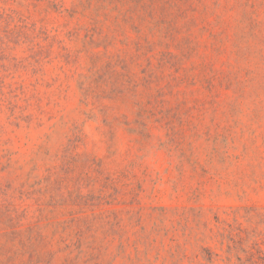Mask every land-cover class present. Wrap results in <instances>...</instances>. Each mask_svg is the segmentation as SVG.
<instances>
[{"label": "rangeland", "instance_id": "1", "mask_svg": "<svg viewBox=\"0 0 264 264\" xmlns=\"http://www.w3.org/2000/svg\"><path fill=\"white\" fill-rule=\"evenodd\" d=\"M0 264H264V0H0Z\"/></svg>", "mask_w": 264, "mask_h": 264}]
</instances>
